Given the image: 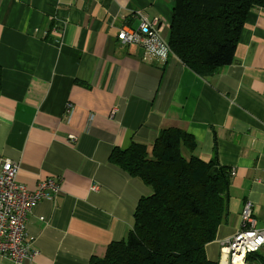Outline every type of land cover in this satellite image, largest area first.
Wrapping results in <instances>:
<instances>
[{
	"label": "crops",
	"instance_id": "crops-1",
	"mask_svg": "<svg viewBox=\"0 0 264 264\" xmlns=\"http://www.w3.org/2000/svg\"><path fill=\"white\" fill-rule=\"evenodd\" d=\"M175 1L0 0V168L18 163L30 192L44 179L60 185L28 216L36 256L25 264H89L125 239L152 190L110 156L133 143L151 150L169 128L194 137V156L231 172L208 260L225 264L222 244L247 202L264 229V10L247 18L234 63L205 79L175 54L162 66L118 41L141 17L158 19L168 41ZM246 264H264V248Z\"/></svg>",
	"mask_w": 264,
	"mask_h": 264
},
{
	"label": "trees",
	"instance_id": "trees-1",
	"mask_svg": "<svg viewBox=\"0 0 264 264\" xmlns=\"http://www.w3.org/2000/svg\"><path fill=\"white\" fill-rule=\"evenodd\" d=\"M258 9L264 0H176L168 43L190 70L211 78L234 63L247 18ZM196 150L194 137L175 128L162 130L151 150L138 143L113 150L110 163L152 193L139 201L125 239L89 264H217L206 246L225 221L231 172Z\"/></svg>",
	"mask_w": 264,
	"mask_h": 264
},
{
	"label": "built area",
	"instance_id": "built-area-1",
	"mask_svg": "<svg viewBox=\"0 0 264 264\" xmlns=\"http://www.w3.org/2000/svg\"><path fill=\"white\" fill-rule=\"evenodd\" d=\"M164 26L158 19L153 21L141 17L138 29H122L118 33L121 44L142 48L147 57L158 59L162 66L173 54L166 39L163 38ZM55 43L61 44L62 39ZM167 51L159 55L162 48ZM71 105L67 106V117H73ZM20 172L18 163L5 160L0 168V260H9L14 264L32 261L36 253L31 250L35 239L27 233V220L37 205L44 200H52L60 191V185L52 179L39 181L37 189L30 192L17 182ZM234 174V172H233ZM264 248V229L256 226L254 209L247 202L241 214V227L238 233L222 244L221 252L225 264H246L247 258Z\"/></svg>",
	"mask_w": 264,
	"mask_h": 264
},
{
	"label": "clouds",
	"instance_id": "clouds-1",
	"mask_svg": "<svg viewBox=\"0 0 264 264\" xmlns=\"http://www.w3.org/2000/svg\"><path fill=\"white\" fill-rule=\"evenodd\" d=\"M167 51L166 47L163 46L161 52L159 53V55L164 56L165 52Z\"/></svg>",
	"mask_w": 264,
	"mask_h": 264
},
{
	"label": "bare ground",
	"instance_id": "bare-ground-1",
	"mask_svg": "<svg viewBox=\"0 0 264 264\" xmlns=\"http://www.w3.org/2000/svg\"><path fill=\"white\" fill-rule=\"evenodd\" d=\"M238 264H244V263H238Z\"/></svg>",
	"mask_w": 264,
	"mask_h": 264
},
{
	"label": "rangeland",
	"instance_id": "rangeland-1",
	"mask_svg": "<svg viewBox=\"0 0 264 264\" xmlns=\"http://www.w3.org/2000/svg\"><path fill=\"white\" fill-rule=\"evenodd\" d=\"M163 38H164V36H163ZM165 39V38H164ZM174 54V53H173ZM11 161V160H10Z\"/></svg>",
	"mask_w": 264,
	"mask_h": 264
}]
</instances>
